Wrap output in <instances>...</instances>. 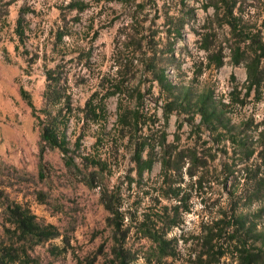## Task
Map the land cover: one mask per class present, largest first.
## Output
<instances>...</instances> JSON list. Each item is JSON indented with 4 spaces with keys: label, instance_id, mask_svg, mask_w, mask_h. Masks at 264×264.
<instances>
[{
    "label": "rangeland",
    "instance_id": "obj_1",
    "mask_svg": "<svg viewBox=\"0 0 264 264\" xmlns=\"http://www.w3.org/2000/svg\"><path fill=\"white\" fill-rule=\"evenodd\" d=\"M70 1L0 0V200L24 204L40 221L59 228L62 237L37 243V247L30 251L32 264H90L91 261L110 264L112 229L101 202L100 188H89L86 176L67 167L60 151L49 149L42 154L37 122L20 93L23 87L35 107L42 109L47 86L46 69L56 70L54 77L61 80L59 91L63 97H70L72 110L65 108L64 114L70 117L67 132L72 150L75 151V143L80 138L81 148L75 151L79 152L76 155L109 156L112 174H103L100 182L110 189L119 186L127 207L137 209L138 214L149 202L148 198H143L142 191L159 182L161 166L157 160L153 171L145 174L141 187L134 184L131 190L128 189L129 176L135 177V174L130 175L134 169V147L129 143L131 136L134 139L147 138L148 148L155 143L156 152H161L163 133L167 136V144H175L178 150L189 146L193 140H199L201 147L208 141V146L213 147L209 154L215 159L200 160L210 166L206 179L213 181L212 189L202 198L193 193L190 200L192 212L184 215L183 227L188 232L196 230L202 217L207 215L202 199L208 201V207L214 203L229 205L233 192L240 196L245 180L238 175V178H230L227 187H223L226 175L221 172H227L226 168L231 166L234 157L231 142L225 149L213 142L208 134L201 135V139L195 137L184 115L180 118L173 115L165 124L163 103L158 102V88L151 90L150 77L143 74L141 63L135 62L127 71L129 88L122 101L130 110L140 109L142 118L137 127H122L118 122L119 101L116 98L106 100L107 114L102 124L84 119L82 109L86 101L101 88V80L115 72L117 53L123 50L119 43H132L139 37L134 30H126L132 24L130 17L134 9L128 5L132 0H77L89 5L83 13L71 11L68 7ZM144 1L147 10L138 16L137 32L150 36L148 40L152 37L153 42L149 47L144 45L143 52L150 48V57L156 52L158 66L166 69L171 81L178 86L191 87L194 93L211 91L217 103L228 104L233 87H238L241 96L244 95L247 69L244 64L235 66L231 63L228 43H224L225 30L218 29L217 32L224 43L225 65L219 70L205 67L206 54L199 48L197 32L213 11L204 9L203 0H190L187 7L181 6L180 0ZM243 11L245 21L264 39V0H248ZM21 17L24 19V36L16 32ZM180 18L188 24L182 29V36L168 34V28L178 26ZM62 32L69 35L59 42L58 36ZM138 84L141 85L142 101L135 91ZM226 117L230 118V126L236 132L251 136L257 126L264 124V85L261 94H251L245 108L230 107ZM198 121L196 118V123ZM180 124L183 126L179 131ZM176 135L180 136L179 144ZM97 137L101 140L95 145ZM185 167L181 176H174L170 181L183 179V187L190 188L192 179L186 171L188 161ZM4 223L5 217L0 209V231H4ZM258 223L264 225V217ZM181 230L175 229L171 236L179 235ZM67 240L69 245L64 243ZM129 243L140 252L144 250L134 237ZM179 248L183 249L181 245ZM182 258L171 263L169 260L168 264H182Z\"/></svg>",
    "mask_w": 264,
    "mask_h": 264
},
{
    "label": "trees",
    "instance_id": "obj_2",
    "mask_svg": "<svg viewBox=\"0 0 264 264\" xmlns=\"http://www.w3.org/2000/svg\"><path fill=\"white\" fill-rule=\"evenodd\" d=\"M203 1L204 9L207 11L211 8L213 11L197 32L199 48L206 54L205 67L219 70L225 65L223 44L226 41L231 63L235 66L244 64L247 69L248 79L243 96L238 87H233L228 104L217 103L211 91L194 93L191 87L178 86L171 81L166 69L158 66L156 52L151 57L150 48L143 52L144 45L149 47L153 42L152 37L148 40L150 36L137 32L140 25L138 16L147 10V5L144 0H132L128 4L134 9L130 17L132 24L126 30H134L139 38H133L132 43H119L123 50L117 53L115 72L101 80V88L93 92L82 109L85 120L100 125L106 119V100L116 98L119 101L118 122L122 127H137L142 118L140 109L130 110L124 107L122 101L129 88L127 71L138 62L144 67L143 74L150 77L151 90L158 88V102L163 103L165 124L173 115L179 118L184 115L195 137L208 134L213 142L225 149L228 143H232V164L221 175H226L223 187H227L226 183L230 178H238V175L244 178L245 184L240 196L237 197L233 192L232 202L225 206L214 203L208 207V201L202 199L207 215L202 217L194 231L188 232L183 227L184 215L192 212L190 200L193 193L202 198L203 194L212 189L210 185L213 181L206 179L210 174V166L200 161L213 157L209 154L213 149L208 146L210 142L205 141L201 147L198 145L199 140H191L189 146L178 150L175 144H167V136L163 133L161 152H156L155 143L152 148H148L147 138L134 139L131 136L129 143L134 147V169L130 175L135 174V177L129 176L128 189L131 190L134 184L140 188L145 174L153 171L157 160L161 166L159 182L142 191L143 198H148L149 202L143 212L138 214L137 209L127 207L119 186L110 189L100 182V176L112 174L109 156L83 153L76 155L79 152L75 151L81 148L80 138L75 143V151L72 150L67 132L70 117L64 114L65 108L72 110L70 97H63L59 91L61 80L60 77H54L56 70L46 69L47 86L42 109L35 107L30 94L23 87L20 89L21 96L32 109L37 122L42 154L49 149L60 151L67 167L86 176L89 188H100L101 202L109 215L107 220L112 229L110 264H136L138 261L143 264H168L169 260L171 263L181 256L184 257L182 264H264V225L258 223L264 217V129H261L264 124L257 126L251 136L245 137L242 135L244 132H236L230 126L231 120L226 117L230 107L245 108L253 92L261 94L264 85V39L254 26L245 21L243 10L248 0ZM189 2L190 0H180V5L187 7ZM68 7L71 11L83 13L89 5L71 0ZM178 22L179 25L175 28H168V34L182 36L181 31L188 24L181 18ZM23 23L24 19L19 18L16 32L20 36L25 34ZM218 29L226 31L224 43L219 38ZM66 35L69 34L60 33L59 42ZM127 37L129 38L128 34ZM201 65H204L203 62ZM137 87L135 91L138 92L139 101H142L141 85L138 84ZM196 118H199L198 123ZM182 126L183 124L179 125V131ZM100 140L97 137L95 145ZM180 141V136L176 135V143L179 144ZM187 161L186 171L192 179L190 188L183 187V179L170 181L172 177L182 175ZM164 201L167 204H163ZM2 202L0 209L5 223L4 231H0V264H32L30 251L37 247V243L62 237L57 226L40 221L28 206L9 200ZM177 228H181L182 232L171 236ZM133 237L142 244V252L130 247L129 239ZM64 243L69 245L68 240Z\"/></svg>",
    "mask_w": 264,
    "mask_h": 264
}]
</instances>
